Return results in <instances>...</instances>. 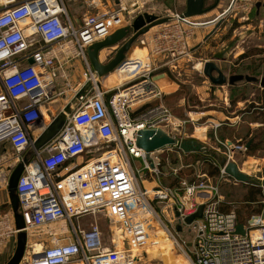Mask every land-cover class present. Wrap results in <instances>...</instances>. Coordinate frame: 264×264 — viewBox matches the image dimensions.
Wrapping results in <instances>:
<instances>
[{
  "label": "built area",
  "instance_id": "obj_1",
  "mask_svg": "<svg viewBox=\"0 0 264 264\" xmlns=\"http://www.w3.org/2000/svg\"><path fill=\"white\" fill-rule=\"evenodd\" d=\"M176 18L189 23L182 14ZM125 22L123 11H115L87 17L78 26L63 0H0V191H8L12 171L24 163L17 186L23 231L44 232L51 239L47 249L33 252L25 264H144L147 249L156 246L151 240L154 225L174 240L188 264H264V213L242 222L235 211H223L216 200L218 185L186 179L176 187L163 185L159 158L148 159L137 146L138 133L146 129L160 128L180 138L150 59H126L119 68L138 67L132 78L107 88L100 83L88 48ZM179 34L174 26L154 37V47H160L156 53L172 48L175 58L171 46L182 38ZM170 40L174 45H168ZM70 47L84 65L89 89L72 106L60 134L36 151L35 142L53 121L48 108L61 95L57 79L66 64L60 54ZM7 159L14 163L10 168ZM137 161L153 176L149 189ZM220 176L228 177L225 169ZM154 203L165 205L162 215ZM200 204L205 206L203 218L187 226L191 244L180 242L164 213L171 211L185 223ZM101 219L110 224L108 238ZM58 223L66 227L51 228ZM240 223L245 235L236 233Z\"/></svg>",
  "mask_w": 264,
  "mask_h": 264
},
{
  "label": "rangeland",
  "instance_id": "obj_2",
  "mask_svg": "<svg viewBox=\"0 0 264 264\" xmlns=\"http://www.w3.org/2000/svg\"><path fill=\"white\" fill-rule=\"evenodd\" d=\"M232 1L228 0L222 9L225 10L227 5L231 6ZM256 1L264 0H236L227 15L228 21L225 25L220 26L214 34L212 25L210 27L201 25L207 24L214 13L208 12L188 18L189 23L182 22L180 24L177 22L176 15H181L186 11V0H179V5L176 4L177 0H167L166 4L158 5V8L144 9L140 12H148V14L151 13L160 18L169 17L171 19L166 24L172 22L171 27L166 24L154 27L149 33L141 36L133 46V48L135 46L136 48L140 46L148 48V58L152 66L156 68L152 73L155 77L164 74V78L167 77L178 85V89L171 94H167V92L173 91L174 88H164L163 86L162 91L167 94L163 95L164 104L176 118L175 132L180 137L178 138L179 144L151 154V157L159 158L157 159L159 161L156 162L160 164L162 184L176 187L180 179H186L187 181L198 180L199 183L206 182L209 184L208 186L218 185L219 194L216 196V200L220 201V208L226 212H237L242 220H248L264 213V188L255 197L254 202L249 201L250 184L238 182L229 175L221 179V169L225 168L218 164L214 154L226 157L230 162L236 163L250 179L259 182L264 180V108H261L264 106V87L260 84L261 79L264 78V11H261L260 16H255L254 4ZM210 3L211 0H206L205 7L208 8ZM134 15L125 16V21H132ZM255 17H259V19L257 20ZM248 18L250 20L245 21ZM235 20L239 23H235ZM174 26L179 29V33H181L179 35L182 36L181 40L180 38L176 40L175 45L171 40L168 43V45H174L171 47L176 50V57L173 58L171 55L172 48L170 52L161 50L156 53L160 47H154L152 39L162 31L174 28ZM111 56L114 57L115 54ZM170 61L173 62L172 65H167ZM206 62L215 63L225 74L227 77L225 84L214 85L205 76ZM213 74L216 78L218 77L216 72ZM239 75L254 77L258 81L243 80L236 82L234 86L229 83L230 77ZM105 78H99V81L104 88H107ZM78 79L77 76L74 78L71 76V85L67 88L68 98L76 96L74 92ZM60 83L66 85L67 82L60 81ZM118 83V80L113 83L107 81L108 86L111 87ZM234 100L236 101L233 103ZM157 103L158 101L153 102V104ZM216 127L218 128L216 129ZM249 131L251 134L247 136ZM256 136L258 138L254 142L258 149L250 153L249 148H246L247 141ZM184 140H196L204 144L209 148V154L184 153L180 148V144ZM13 153L11 149L8 150V156H12ZM213 159L217 164H213ZM7 160L9 161L7 167H12L14 163ZM213 166L219 167L217 174L211 173ZM135 167L143 170L146 183L152 187L154 185L152 183L153 176L151 172L145 170L143 162H135ZM207 190L210 191V189ZM213 199L214 196L210 201ZM198 202L201 203L202 198ZM153 205L162 215L165 205L159 203ZM10 212L13 211L8 191H0V264H7L15 254L17 247V236L12 232L13 226L9 222V219L12 218ZM164 214L166 223L176 238L180 242L191 243L192 234L188 231L186 224L181 223L180 220L177 221L171 215V211ZM179 216L177 213L176 218ZM83 221H88V218ZM99 222L104 236L108 238L109 222L105 219H101ZM88 225L89 223L84 224L86 228ZM178 226H182V232L177 231ZM60 227L61 225L56 224L51 226L53 229H60ZM27 235L26 252L20 264H25L36 248L45 250L51 245V239L44 232H29ZM168 237L161 229L158 233L152 234L151 240L155 242L156 246L147 249V252L149 251L148 260L145 264H178L180 260L186 259L176 246H173L174 250L171 253H167V242L164 240ZM168 240L173 239L169 237Z\"/></svg>",
  "mask_w": 264,
  "mask_h": 264
},
{
  "label": "water",
  "instance_id": "obj_3",
  "mask_svg": "<svg viewBox=\"0 0 264 264\" xmlns=\"http://www.w3.org/2000/svg\"><path fill=\"white\" fill-rule=\"evenodd\" d=\"M206 0H186V11L182 13V16L185 18H192L206 14L210 11V8L205 7ZM260 5V4H259ZM171 18L165 17L160 18L152 14H143L138 16L132 25L126 26L123 28L117 29L110 36H108L104 41L97 42L88 48V56L91 62L92 67L97 72L100 78L109 77L112 75L117 68H119L122 63L127 59L128 53L132 51L133 46L136 44L138 39L141 36L147 34L152 28L166 24L170 21ZM130 34H133L130 36ZM120 45V47H119ZM118 46L119 49L114 56V58L107 64H102L100 62V52L106 48H112ZM31 64L34 63L33 59L29 61ZM214 72L218 74L216 78ZM204 74L214 85H222L227 82V77L223 72L218 68V66L213 62H206L204 66ZM165 77L164 74L154 77L155 80H160ZM246 80L247 82H257L258 79L250 76H232L229 78L230 84H235ZM260 84L264 87V78L261 79ZM89 89V85H86L78 94L75 96V102H77L81 96L86 94V91ZM72 113L71 106L67 107L53 122L49 127L41 134L38 140L35 142V150L39 151L47 144L52 142L62 131L65 124L68 121V115ZM252 140L247 144L246 148L248 149ZM178 139L170 136L164 130L160 128L146 129L138 133L137 146L143 149L146 153V157L150 159L151 153L163 150L168 147L178 146ZM181 150L184 153H202L209 154L210 150L204 144L196 140H184L180 144ZM215 159L218 164L225 168V172L236 181L252 184L256 187L264 188V180L262 182L252 180L248 175L243 173L236 163L230 162L226 157L215 155ZM25 164L20 163L12 171L9 186H8V195L11 204V208L14 214V221L16 229L19 230L17 236V247L15 254L7 264H20L24 258L28 235L25 231V223L21 213L19 212V198L17 195V186L22 172L24 171ZM204 205H200L195 213L190 215L185 219V224L191 226L194 221L197 219H202L204 214ZM264 218V215H263ZM178 232H182V226L177 227ZM237 234L245 235L244 224L240 223L236 230Z\"/></svg>",
  "mask_w": 264,
  "mask_h": 264
},
{
  "label": "crops",
  "instance_id": "obj_4",
  "mask_svg": "<svg viewBox=\"0 0 264 264\" xmlns=\"http://www.w3.org/2000/svg\"><path fill=\"white\" fill-rule=\"evenodd\" d=\"M64 4L67 8L68 15L72 18L74 23L76 25H80L82 21H84L87 17H91L93 15H99L107 12H115V11H123V16L127 15H134L132 18V21L130 22H125L124 27L130 26V24L135 21V19L143 14H148V12H140L141 10L144 9H155L158 8V5L161 4H166L167 0H63ZM179 0H177L176 4L179 5ZM151 14V13H149ZM131 24V25H132ZM204 24V23H203ZM203 24H201L203 26ZM199 26V25H198ZM197 26V27H198ZM149 33V32H148ZM133 34H131L132 36ZM147 41L145 40V43ZM120 47V45H119ZM118 46L112 47V48H106L103 49L100 52V62L102 64H107L109 63L114 57L111 55H116L118 49ZM133 49V48H132ZM148 48L145 46H140L139 48H136L131 51V53H128L127 59L129 60H142L146 62L148 60ZM61 59L65 62L66 64V70L60 75L59 79H57L58 84H59V93L61 95H58V98L49 106V113L51 115V119L55 120L67 107L74 106L77 102H75V97H70L68 98L67 94L68 92V87L71 85V76L74 78L77 76L78 82L76 83L77 87L75 89L74 95H77L80 90H82L86 86V82L83 78V72H84V65L81 62L79 58L76 57L75 55V48L63 50V52L60 54ZM138 67H135V65H130V69L128 70H120V68L116 71V74H114L111 77H106V86H108L107 81L109 79V83H113L115 80H118L119 82L121 81L120 78L126 79L128 76H131L135 71H138ZM134 71V72H133ZM111 78V79H110ZM114 79V80H113ZM60 81L67 82L66 85H63L60 83ZM62 84V85H61ZM158 85L160 89L162 90L163 86L169 87V88H174L173 91L167 92V94H171L172 92L176 91L178 88V85L174 82H172L169 78H164L158 80ZM175 85V86H174ZM164 94H166L164 92ZM166 94V95H167ZM53 122V121H52ZM51 124V123H50ZM49 124V125H50ZM80 159V158H79ZM78 159V161H79ZM84 158H81L82 162ZM150 187H148L149 189ZM187 226V225H186ZM156 230H154L153 233H158L159 229L157 225H154ZM162 230V229H161ZM163 231V230H162ZM164 232V231H163ZM165 233V232H164ZM189 243V242H187ZM171 244V249L166 250L167 253H171L174 250L175 246L172 243ZM191 244V243H189ZM190 247V246H188ZM149 252V251H148ZM148 252H147V258H148ZM180 253L184 255L181 250ZM184 261V259H182ZM182 260L179 261L178 264H182ZM186 260V259H185ZM181 262V263H180ZM145 264V263H144Z\"/></svg>",
  "mask_w": 264,
  "mask_h": 264
},
{
  "label": "flooded vegetation",
  "instance_id": "obj_5",
  "mask_svg": "<svg viewBox=\"0 0 264 264\" xmlns=\"http://www.w3.org/2000/svg\"><path fill=\"white\" fill-rule=\"evenodd\" d=\"M228 0H211V3L208 5V8H210L209 13H214L213 17L207 24H203V26H208L210 25L213 26V33H216V30L220 28V26H223L226 24L228 21L227 15L230 12V10L233 8L235 1L236 0H230L232 1L231 6L227 5L226 9H222L225 7L226 3ZM260 4V5H259ZM254 7L256 8L255 10V16H260L261 11H264V1H256L254 4ZM221 9V10H220ZM255 19H259V17H255ZM250 18L245 19V21H249ZM235 23H239V21L235 20ZM208 38V37H207ZM210 39V37H209ZM28 153V152H27Z\"/></svg>",
  "mask_w": 264,
  "mask_h": 264
},
{
  "label": "trees",
  "instance_id": "obj_6",
  "mask_svg": "<svg viewBox=\"0 0 264 264\" xmlns=\"http://www.w3.org/2000/svg\"><path fill=\"white\" fill-rule=\"evenodd\" d=\"M234 85H236V84H233V86ZM236 100H234L233 101V103L235 102ZM264 105V104H263ZM255 107V106H254ZM261 108H264V106H262ZM251 131H249L248 132V134H247V136H249L251 133H250ZM258 137L256 136L254 139H251L252 141H253V143L251 144V146L249 147V152L251 153V152H254V151H256L258 148H256V146H255V143L256 142H254L256 139H257ZM250 140V141H251ZM250 141H247V144L250 142ZM185 155H187V154H185ZM190 155H192V154H190ZM194 155H196V156H201L200 154H194ZM212 162H213V164L215 163V164H217L216 163V161H214V159L212 160ZM219 172V167L218 166H213V170H212V174H217ZM249 185V184H248ZM170 186H173V185H170ZM249 188H250V191H251V195L250 194H248L249 196V201H252V202H254L255 200V197L258 195V194H260L261 193V189H262V187H256V186H253L252 184H250L249 185ZM237 213V212H236ZM260 214H262V213H260ZM259 214V215H260ZM238 215V214H237ZM239 216V215H238ZM239 219H240V221H242V222H247V220H242L241 218H240V216H239Z\"/></svg>",
  "mask_w": 264,
  "mask_h": 264
},
{
  "label": "bare ground",
  "instance_id": "obj_7",
  "mask_svg": "<svg viewBox=\"0 0 264 264\" xmlns=\"http://www.w3.org/2000/svg\"><path fill=\"white\" fill-rule=\"evenodd\" d=\"M136 47V46H135ZM135 47L132 49V50H134L135 49ZM131 53V52H130ZM119 68H117V70H118ZM116 70V71H117ZM116 71L112 74V75H110L109 77H111V76H113L114 74H116ZM108 77V78H109ZM130 78H132L131 76H128L126 79H122V78H120V82H123V81H125V80H127V79H130ZM111 79V78H110ZM108 83H109V79H108ZM155 157V156H154ZM56 225H61V227L62 226H65V225H63V223H58V224H56ZM66 227V226H65ZM166 233V232H165ZM166 236H168V234L166 233ZM169 239V237L168 238H166L164 241L165 242H167V250H170L171 249V244H169V243H172V244H174V240H168ZM42 249H37L36 248V250H35V254L36 255H39V254H41L42 253ZM181 262H183L182 264H188V262H187V260H185L184 259V261L182 260Z\"/></svg>",
  "mask_w": 264,
  "mask_h": 264
}]
</instances>
